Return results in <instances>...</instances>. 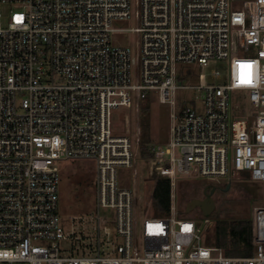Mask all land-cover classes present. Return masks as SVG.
<instances>
[{
  "label": "built area",
  "instance_id": "2783aa9c",
  "mask_svg": "<svg viewBox=\"0 0 264 264\" xmlns=\"http://www.w3.org/2000/svg\"><path fill=\"white\" fill-rule=\"evenodd\" d=\"M0 3L16 4L5 24L0 12V264H264V201L249 210L251 253L227 255L203 243L210 216L181 213L175 192L178 174L217 184L246 172L264 198V0H136L140 24L130 28L113 21L132 17L131 0ZM125 30L139 33L135 55L126 38L115 40ZM209 59L228 60L223 82L199 72L198 83H179ZM181 88L196 95L177 108ZM131 91L169 107L165 146L147 147L154 179L170 184L159 216L139 209L124 172L133 143L112 129ZM79 160L95 168L97 252L60 254L58 162ZM102 208L114 211L121 238L105 255Z\"/></svg>",
  "mask_w": 264,
  "mask_h": 264
},
{
  "label": "rangeland",
  "instance_id": "374dc122",
  "mask_svg": "<svg viewBox=\"0 0 264 264\" xmlns=\"http://www.w3.org/2000/svg\"><path fill=\"white\" fill-rule=\"evenodd\" d=\"M136 0H131L132 17L124 20H114L113 25L116 27L130 28L139 26V21L134 16ZM16 8V4L0 3V12L2 14V23H6L9 9ZM115 40L120 41L127 39L133 55L139 45V33L131 30H125L122 34L115 35ZM182 67V66H181ZM187 75L179 80L181 84L198 83V73H204L206 83L223 82L228 75V60L225 59H209L206 66L201 68L199 65H191ZM184 70V68H183ZM216 72L219 77H215L212 73ZM132 81H137L135 69L132 73ZM247 94V93H246ZM196 92L192 88H181L176 91L177 108L185 106L190 99L195 97ZM131 103L128 106H119L112 111V129L117 134H126L130 137L135 151V159L133 166L126 169L125 179L138 197L139 209H151L150 192L154 182L153 161L150 159L147 147L149 144L161 143L163 147L168 137L169 124V107L165 103H161L157 95L150 92L148 97L141 101L138 99V93L131 91ZM186 99V100H185ZM141 102L147 105V114L149 120V137L148 142L142 143L139 138V118ZM142 103V104H143ZM189 103V104H190ZM246 114L251 111V105L245 102ZM240 113V112H239ZM235 115L239 116L240 114ZM61 167L60 174V201H59V219L62 228L65 231V238L58 241L60 254L77 255V254H96V208L94 200L93 183L95 178L94 165L86 160L79 161H59ZM178 184L175 189L176 201L179 210H183L186 202L201 191V181H207L216 184L214 181L201 176H191L178 174ZM225 181V182H224ZM231 183L229 190L217 192L213 199L215 202L211 216L212 224L205 232H203V243L207 245L214 243V222L215 218H228L234 215H246L249 217V210L253 204L264 201L263 183L258 180L245 178L244 172L231 174L230 179L220 177L217 186L224 187L225 183ZM100 213L107 218L106 228L101 229L100 241L104 248L101 254H107L110 249L106 246L116 245L121 241L120 236L116 233L114 211L102 208ZM137 222L140 223L145 216L144 212L138 213ZM188 214H197V218L201 220L198 208H193Z\"/></svg>",
  "mask_w": 264,
  "mask_h": 264
},
{
  "label": "trees",
  "instance_id": "16d2710c",
  "mask_svg": "<svg viewBox=\"0 0 264 264\" xmlns=\"http://www.w3.org/2000/svg\"><path fill=\"white\" fill-rule=\"evenodd\" d=\"M147 97L143 98L144 101ZM140 104L139 138L142 143L148 142L149 120L146 103ZM245 178L249 175L244 172ZM170 204V184L168 178H155L150 192V205L152 213L156 216L168 212ZM188 214L185 207L180 211ZM214 213L211 214V216ZM214 243L223 249L227 255H247L251 253L249 221L246 215H234L228 218H215Z\"/></svg>",
  "mask_w": 264,
  "mask_h": 264
},
{
  "label": "water",
  "instance_id": "95a60500",
  "mask_svg": "<svg viewBox=\"0 0 264 264\" xmlns=\"http://www.w3.org/2000/svg\"><path fill=\"white\" fill-rule=\"evenodd\" d=\"M229 187V183H227L224 190H227ZM215 186H212L209 191H207L206 187L204 188V197L203 198H192L186 202L185 211L189 212L193 208H198L202 215L209 216L214 209L215 202L212 198V193L214 192Z\"/></svg>",
  "mask_w": 264,
  "mask_h": 264
},
{
  "label": "flooded vegetation",
  "instance_id": "af4514ba",
  "mask_svg": "<svg viewBox=\"0 0 264 264\" xmlns=\"http://www.w3.org/2000/svg\"><path fill=\"white\" fill-rule=\"evenodd\" d=\"M201 183H202V185H201V191H200V193L199 194H196V195H194L193 197H191V199L192 198H203L204 197V192H203V190H204V188L206 187L207 189V191H209V189L212 187V186H215V188H214V192L212 193V198H213V196H214V194H216L217 192H223V191H228L229 190V188L231 187V183H229V187H228V189L227 190H224V188L226 187V185H227V183H225V185H224V187H222V186H217V185H215V184H213V183H210V182H207V181H201Z\"/></svg>",
  "mask_w": 264,
  "mask_h": 264
},
{
  "label": "snow or ice",
  "instance_id": "6c2138e0",
  "mask_svg": "<svg viewBox=\"0 0 264 264\" xmlns=\"http://www.w3.org/2000/svg\"><path fill=\"white\" fill-rule=\"evenodd\" d=\"M242 82H243V81H242ZM185 230H188L187 226H186Z\"/></svg>",
  "mask_w": 264,
  "mask_h": 264
}]
</instances>
